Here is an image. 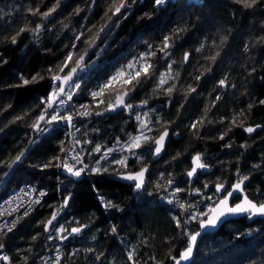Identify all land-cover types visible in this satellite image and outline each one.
Returning a JSON list of instances; mask_svg holds the SVG:
<instances>
[{
    "label": "trees",
    "instance_id": "obj_1",
    "mask_svg": "<svg viewBox=\"0 0 264 264\" xmlns=\"http://www.w3.org/2000/svg\"><path fill=\"white\" fill-rule=\"evenodd\" d=\"M56 2L0 0V59L7 61L0 63V161L10 163L20 151L25 153L11 168L0 167V199L24 182L47 188L43 201L2 239L3 252L9 255L11 264H25V256L27 264H44L46 256L52 259L57 255V248L61 264H129L127 252L132 249L139 264H174L169 254L178 257L187 246V233L199 229V221L190 220L179 207L181 203L193 205L195 212L188 210L192 214L208 212L223 195H214L216 183L228 189L239 178L237 170L241 176H249L244 187L248 196L264 201V42L258 41L264 36V6L245 9L234 0H166L157 7L154 0H134L130 10L119 19L113 17L110 23L104 16L109 0H59L56 11L47 19L27 11L38 7L43 13ZM35 24L43 25L38 35L25 31L17 36L16 44L11 43V37L21 27L32 28ZM105 24L108 27L100 31ZM81 33L80 40H75ZM165 37L170 44L167 56L159 51ZM93 39L97 46L89 48L88 42ZM74 42L76 47L72 48ZM85 50L84 60L90 66L69 110H79L85 104L93 113H103L74 119L80 125L78 137L89 141L84 143L85 163L101 171L86 170L76 178L62 167H41L54 157L62 160L61 141L66 149L68 125H56L40 136H35L30 125L39 115L40 99L51 88L47 69L58 72L57 66L70 51L73 61L69 68L75 66ZM153 50L156 52L149 59V76L142 75V85L128 97L131 110L105 111L107 104L114 103L129 85L109 87L102 97L93 100L91 92L116 69ZM185 53H189L187 62L183 59ZM216 53L219 55L215 61L208 59ZM169 64L173 75L179 73L178 79L164 85L176 84L171 96L156 87L160 74H167ZM37 73L45 78L28 86H16L20 84L19 74L31 79ZM197 76L201 79L196 80ZM221 79L226 80L224 86L219 84ZM188 85L196 92L185 99ZM101 99L103 104L98 103ZM206 107L210 109L207 112ZM137 115L150 122L152 131L146 134L153 138L165 127L170 130L165 150L156 161L151 141L138 150L137 156L122 151L123 142L139 134ZM205 115L203 127L190 129ZM19 116L24 118L16 119ZM234 117L237 124L243 121L244 127H261L249 134L243 127L232 126ZM225 132L224 139H219ZM33 139L36 142L30 143ZM226 144L232 146L225 147ZM97 145L113 151L102 158L101 153L91 151ZM197 153L202 154V162L209 170L189 178L186 173ZM125 156L126 165L115 163ZM57 163L61 161L53 160V165ZM147 165L151 168L139 191L133 183L116 178L118 173ZM168 179L173 180L171 186ZM177 187L184 191L173 196L172 190ZM66 196L70 200L61 210L56 226L87 227L68 240L50 241L40 222L50 218L53 208H59ZM209 196L213 199H206ZM239 198L236 196L233 202ZM104 202H110V206L105 207ZM174 217L182 223L187 221L183 229L177 228ZM113 227L116 232H112ZM37 234L34 241L32 237ZM191 264H264V219H232L217 231L204 234Z\"/></svg>",
    "mask_w": 264,
    "mask_h": 264
},
{
    "label": "snow or ice",
    "instance_id": "obj_2",
    "mask_svg": "<svg viewBox=\"0 0 264 264\" xmlns=\"http://www.w3.org/2000/svg\"><path fill=\"white\" fill-rule=\"evenodd\" d=\"M134 2V0H109L108 8L106 9L104 16L108 18L109 21L112 20L113 17H117V19L120 18V16L124 15L128 10H130L131 4ZM166 3V0H154V5L159 7ZM234 3L240 4L245 9H254L260 6H264V0H234ZM59 6V0H57L56 4H54L48 11H45L43 13H40L39 8H29L27 11L31 15H37L39 14L42 19H47L54 13ZM79 11V9L77 10ZM42 24H35L34 27L28 28L27 26H23L19 29V31L16 33V35L11 37V43L16 44L17 43V36L22 34L25 31H30L33 34L38 35L42 29ZM67 27V25H65ZM105 27H108L107 24L101 27L100 31H103ZM81 35L83 33L77 35L75 37V40H80ZM5 39H8L5 37ZM226 39V37L224 38ZM259 42H264V36H261L258 38ZM223 42V41H222ZM89 43V48H91L95 44V39H93ZM72 48L76 47L75 42L71 46ZM170 47L168 37H165L163 40V46L159 49V51L164 54L165 56L168 55V49ZM200 49H197L199 51ZM245 50H247V45H245ZM156 50L151 51L150 53H146L141 55L138 58H135L133 61H130L127 64V69H136L135 75H130L128 79L124 81L126 85H129L128 89L124 91L121 95H117L115 102H109L107 104V107L105 111H115L117 108H122L126 110H131L133 108V105L128 102V97H130L131 93L136 90L137 87L141 86L143 81L141 79V76L143 75L145 78L149 76V69L152 68V65L148 63V60L152 55H155ZM85 55H87V50H85V54L81 55L78 60L75 61V66H72L69 68L70 63L73 61V53L70 51L64 61H62L61 65H58V72L54 70L53 68L47 69V72L49 73V77L52 81L51 88L49 90V93L46 97H42L40 99V105L37 107L40 108L39 115L35 118L34 122L30 125L32 130L38 134H44L47 132L48 126L52 125L54 123L58 122H64L69 127L75 128L74 119L76 116H79L81 118L89 117L93 114L99 116L103 113L100 111H96L93 113L91 110H89L88 105H81L80 109L83 110H75V111H69L70 108H72V101L74 96L76 95L77 91L80 89L81 85L77 82V73L79 70H81L85 64L84 59ZM219 55V53H216V55L208 57L209 60L215 61L216 57ZM184 61L187 62L189 59V53H185L183 57ZM7 61L0 59V63H6ZM137 65L139 67L137 68ZM65 68H69L67 72H65ZM208 71H211V69H208ZM254 71V69H253ZM125 75V70L122 68L118 70L115 74H113L107 81H105L102 85L98 86V90L92 91L91 96L93 100H97L99 97H102L104 95L105 89L109 88L114 81L119 80L121 77ZM202 75V74H201ZM179 77V73H175L173 75L172 73V64L168 65V71L167 74L161 73L159 80L157 82L156 87L158 89L163 88L165 93L169 96L176 90V84L172 83L168 87L164 88V85L168 84L169 80H176ZM39 80H43L45 77L40 76L39 73L36 75H33L31 79H28L24 77L22 74H19V80L20 84L16 85L17 87L21 86H28L31 83L39 82ZM196 80H200L201 76H197L195 78ZM219 84L221 86H224L226 84L225 79H221L219 81ZM67 85V87H65ZM196 92V88L192 85H188L187 89L185 90V99H187V95ZM216 100H219L220 97L217 96L215 98ZM98 103L103 104L104 100H98ZM142 104H146L147 101H142ZM264 103V101H262ZM42 105V107H41ZM8 107H11L9 105ZM180 107H183V104H181ZM251 107V105H249ZM61 109L66 114L61 113ZM209 108H205V112L209 111ZM25 116L28 115V113L24 114ZM23 116L16 117V119H23ZM135 119L139 122V128H138V135L130 137L129 140L123 142L122 151L127 152L129 156H137L138 150H140L144 144H147L149 141H151L153 147L151 149V154L154 156H159L162 151L165 149L166 140L169 137V131L168 128L165 127L163 132H161L158 137L153 138L146 134V132H151L152 128L149 126L150 122H146L140 115H137ZM207 120V116H203L199 118L198 120L194 121L189 127L193 131L198 130V127H203L205 121ZM232 126H239L243 127V130L249 134L256 131V128L261 127L260 125H257L255 128L252 126L244 127L243 121H241L239 124H237V120L234 117L232 120ZM78 130V129H77ZM228 131H231V127L228 129ZM227 135V132L223 133L219 139L223 140L224 137ZM36 140L33 139L30 141V143H35ZM119 142V141H118ZM76 144H80V141H75ZM83 143H89V141H84ZM231 144H226L225 147H231ZM241 147H246V145H241ZM75 151V149H72ZM91 151L99 152L101 153L102 158H107V156L113 151L112 149L103 150L101 146L97 145L95 146ZM61 152L67 155V150L64 147V142L61 141ZM24 151H20L14 159L11 160L10 163L5 161H0V167H7L11 168L14 164L21 161V158L24 156ZM179 156V153L177 154ZM138 158V157H137ZM176 157H174L175 159ZM128 157L125 156L121 159L115 160V163L126 165ZM54 161H61V157L57 156L53 158ZM53 160H50L47 164L42 165V168H48L50 166L55 167H62L64 171H66L69 175L79 178L86 170L87 171H94V172H100L101 168H90L87 164L84 163V160L81 158L79 152H75V155L71 157V160L73 163L70 165L67 160H63L61 163H57L53 165ZM97 164H99V161H97ZM208 166L202 162V154L197 153L192 157V166L189 171H187L186 175L189 178H192L195 174H197L198 170H205ZM253 167H259V165H254ZM148 172L147 168H141L139 171L124 176L125 179L133 181L135 183V188L137 190L141 189L144 185V178L146 173ZM237 174L239 176L238 180L231 185V190L227 189L223 183H216L215 185V194L223 193L222 198L218 201V203L210 207L208 209V212H196L195 214H192V212H188L189 209H192L193 212H195V208L191 204H184L181 203L179 207L181 209H184L188 213V217L190 220L193 221H199V227L201 229H206L210 227H215L217 222L221 221L222 218H224L226 215H247L249 219L259 216L264 218V201H254L253 199H250L248 194L245 192V182L249 180V176L243 175L241 176L239 174V170H237ZM4 176H7L8 173H3ZM167 184L171 186L173 184V180L168 179ZM157 187L163 188L162 185L157 184ZM205 188L208 187L207 184L204 185ZM167 190V189H164ZM184 191L183 189L177 187L172 190L173 196L176 194ZM196 192H200L199 189L195 190ZM240 193L242 194L241 200L239 203H236L233 206L229 205V200L236 194ZM46 195L45 192L40 191L38 193L39 197H44ZM208 200H212L213 197L209 196L206 197ZM70 200V196H66L63 198L61 205L59 208H53V211L51 212L50 218H48L46 221H41L44 225L43 231L44 233H48L47 239L48 240H54L59 239L60 241L68 240L69 237L81 233V231L87 227V225L80 224L76 227L66 228L64 225L60 224L58 227L56 226L58 224V218L60 215V212L63 208L67 207ZM172 200H169L168 203H172ZM11 203V202H9ZM41 203L40 199H36L34 201H31L27 208L23 211L21 216H18L11 220H4L3 223H0V261L5 262V264H11L10 257L6 254H3V250L5 248V244L2 242V239L4 236H7L9 233H12L14 229L16 228L17 224L21 219L24 217H27L31 214L32 204L39 205ZM105 207L110 206V202H104ZM21 205H18L16 208L12 209L10 212H0V218H3L6 214L11 216L13 212H19ZM51 207V206H50ZM208 213H212L210 217H208ZM201 216L208 217L207 219H200ZM177 228H184V225L187 223V221L181 222V219L179 217H174ZM112 232H116V228L113 227ZM53 232L55 235H53ZM201 235V232L197 231L195 233H187L188 236V243L187 246L180 252L179 256H171L170 258L173 260L174 264H182V262H187L190 260V258L193 255L194 248L197 243L198 237ZM39 234L37 236H33L32 239L35 241L38 238ZM28 251H31L29 249ZM57 255L51 259V264H61V257L59 254V248H57ZM88 251H93L92 249H89ZM75 253H72L74 255ZM96 259H100V256H97ZM155 261V257L151 258ZM28 257H24L25 264H27ZM127 260L129 264H139V261L135 258V249L129 250L127 252ZM44 264H49L48 258H44ZM156 264H160V262H156Z\"/></svg>",
    "mask_w": 264,
    "mask_h": 264
},
{
    "label": "built area",
    "instance_id": "obj_3",
    "mask_svg": "<svg viewBox=\"0 0 264 264\" xmlns=\"http://www.w3.org/2000/svg\"><path fill=\"white\" fill-rule=\"evenodd\" d=\"M73 104V102H72ZM61 113L63 112V109L60 110ZM64 122H58L54 123L52 125L48 126V131H50L54 126L63 124ZM75 128L68 126L67 132V143H66V150L67 155L63 154L62 160H67V162L71 165L73 161L71 160V157L75 155V152H79L81 158L84 160L85 156V147L83 141L78 137V134L80 132V125L77 121L74 120ZM78 129V130H77ZM47 131V132H48ZM45 132V133H47ZM42 134H38L35 132V136H40ZM79 139V140H78ZM81 140V141H80ZM75 141H80V144H76ZM75 149L73 151L72 149ZM85 163V160H84ZM86 164V163H85ZM40 191H43L47 193V188L45 186H39L33 182H24L17 187L13 188L8 194H6L4 197L0 199V212H10L12 209L16 208L18 205H21L19 212H13L11 216L5 215L3 218H0V223H3L4 220H11L18 216H21L25 208L28 207L29 203L31 201H34L36 199H40L42 202L44 197H39L38 193ZM11 202V203H9ZM37 204H32V209L37 207ZM3 254L8 255L6 252H3ZM9 256V255H8ZM0 264H5V262L0 261Z\"/></svg>",
    "mask_w": 264,
    "mask_h": 264
},
{
    "label": "water",
    "instance_id": "obj_4",
    "mask_svg": "<svg viewBox=\"0 0 264 264\" xmlns=\"http://www.w3.org/2000/svg\"><path fill=\"white\" fill-rule=\"evenodd\" d=\"M65 87H67V85H65ZM168 131H169V137H170V130L168 129ZM162 132H163V131H162ZM169 137H168L167 140H166L165 147H166V145H167V143H168ZM164 150H165V149H164ZM163 152H164V151H162L161 154H160L159 156H154V155H153V160L156 161L158 158H160V156L163 154ZM142 168H147V169H148V172L146 173L145 178H144V184H145L146 178H147V176H148V173H149L151 167H150L149 165H147V166H144V167H142ZM139 170H140V169H139ZM139 170H137V171H139ZM208 170H209V167H207V168H206L205 170H203V171H208ZM137 171H130V172L118 173V174H116V178H117L118 180H120V181H123V182L133 183V184H134V188H135V183H134L133 181H130V180L125 179L124 176L129 175V174H133V173H135V172H137ZM199 171H201V170H198V172H199ZM198 172H197V173H198ZM195 175H196V174H195ZM195 175H194L193 177H195ZM193 177H192V178H193ZM143 186H144V185H143ZM225 187L227 188L226 185H225ZM244 187H245V185H244ZM141 189H142V188H141ZM141 189H139V190H141ZM228 189L231 190V186H230ZM135 190H137V189L135 188ZM139 190H137V191H139ZM222 196H223V195H222ZM222 196H221V198H222ZM236 196H239L240 198H239L238 200H236V201L233 202V200H234V198H235ZM241 197H242V194H240V193H236V194H235V195L229 200V205H228V206H233V205H235L236 203H239L240 200H241ZM221 198H220V199H221ZM249 198H250V197H249ZM220 199H219V200H220ZM250 199H251V198H250ZM219 200H218V201H219ZM218 201H217L213 206H215V205L218 203ZM213 206H212V207H213ZM211 215H213V214H212V213H208V217H210ZM208 217H205L204 219H207ZM242 217H246V219H247L248 221H253V220L256 219V218L264 219V218L259 217V216H256V217H253V218L249 219L247 215H226L224 218H222L221 221L217 222V224H216L215 227H210V228H206V229H201V228L199 227L198 231L201 232V235H200V236L198 237V239H197V243H196V246H195V248H194L193 255H192V257L190 258L189 261H187V262H182V264H191V262L193 261L194 256H195V252H196V248H197L198 242H199L200 238H201L204 234H207V233H213V232L217 231V230L219 229V227H220L221 225H223L226 221H229V220H232V219H239V218H242ZM182 250H183V249H182ZM182 250H181V251H182ZM181 251H180V252H181ZM179 254H180V253H179Z\"/></svg>",
    "mask_w": 264,
    "mask_h": 264
},
{
    "label": "rangeland",
    "instance_id": "obj_5",
    "mask_svg": "<svg viewBox=\"0 0 264 264\" xmlns=\"http://www.w3.org/2000/svg\"><path fill=\"white\" fill-rule=\"evenodd\" d=\"M112 21V20H111ZM111 21H109V20H107L106 22L108 23H110ZM96 43L97 42H95V44H94V47H95V45H96ZM97 46V45H96ZM99 49H100V47H99ZM143 54H146L145 52H143V53H141L138 57H140L141 55H143ZM148 63H149V60H148ZM84 64H85V66L81 69V70H79L78 71V73H77V82L80 84L81 83V80H82V77L87 73V71H88V69H89V66L90 65H87L86 63H85V60H84ZM128 64V63H127ZM127 64L126 65H124L123 67H121V68H119V69H116L112 74H111V76L113 75V74H115L118 70H120V69H124L125 70V75L123 76V77H121L119 80H117V81H114L113 82V84L110 86V87H112V86H114V87H117V86H121V85H126L125 83H124V81L126 80V79H128L129 78V76L130 75H135V71H136V69L134 68V69H127ZM73 65H75V64H73ZM139 67V65H137V68ZM110 76V77H111ZM109 77V78H110ZM108 78V79H109ZM107 79V80H108ZM106 80V81H107ZM104 83V82H103ZM102 83V84H103ZM101 84V85H102ZM96 90H98V88H96L95 90H93V91H96ZM78 92L79 91H77V93H76V95L78 94ZM115 102V101H114ZM85 105V104H84ZM79 110H83V109H80L79 108ZM69 111H72V109L71 110H69ZM75 111V110H74ZM62 114H66L64 111L62 112ZM79 117V116H78ZM77 121V120H76ZM162 132V131H161ZM160 132V133H161ZM159 133V134H160ZM158 134V135H159ZM158 135L156 136V137H158ZM79 140V139H78ZM81 141V140H80ZM45 258H48V260H49V264H51V259H49V256H46Z\"/></svg>",
    "mask_w": 264,
    "mask_h": 264
}]
</instances>
